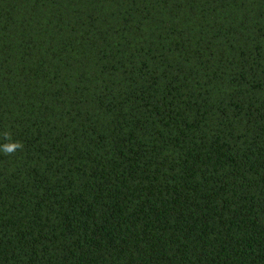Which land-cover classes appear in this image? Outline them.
I'll list each match as a JSON object with an SVG mask.
<instances>
[{"label": "trees", "instance_id": "trees-1", "mask_svg": "<svg viewBox=\"0 0 264 264\" xmlns=\"http://www.w3.org/2000/svg\"><path fill=\"white\" fill-rule=\"evenodd\" d=\"M0 264H264V0H0Z\"/></svg>", "mask_w": 264, "mask_h": 264}, {"label": "clouds", "instance_id": "clouds-1", "mask_svg": "<svg viewBox=\"0 0 264 264\" xmlns=\"http://www.w3.org/2000/svg\"><path fill=\"white\" fill-rule=\"evenodd\" d=\"M4 138L6 141H8L2 146V151L4 152V154L11 155L15 153L18 149H23V143L21 141H12L10 133L5 132Z\"/></svg>", "mask_w": 264, "mask_h": 264}]
</instances>
